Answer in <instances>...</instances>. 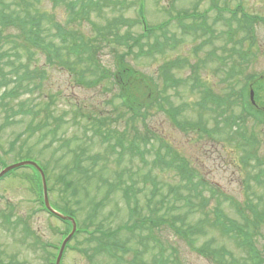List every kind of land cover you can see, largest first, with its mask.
I'll return each mask as SVG.
<instances>
[{"label":"rangeland","instance_id":"1","mask_svg":"<svg viewBox=\"0 0 264 264\" xmlns=\"http://www.w3.org/2000/svg\"><path fill=\"white\" fill-rule=\"evenodd\" d=\"M140 1L127 0V5L121 7L126 19L140 17L138 13ZM142 1L146 18L151 25L167 22L170 16L175 14L174 9L182 12V10L193 11L197 7L199 19L187 17L184 22L199 26L203 20L205 28L185 31L179 26L177 19L172 17L169 30L177 40L173 49H167L162 53H141L140 48L135 45L133 51L128 54L126 45L119 46L118 51L115 52L105 47L102 48V53L98 54L101 61L117 73L118 57L126 54L125 64L137 69L146 83L148 82L156 92L160 93L164 86V64L176 59L186 60L188 65L184 63L185 67L176 73L177 77H183V83L178 88H168V94L171 95L173 105L183 106L180 121L196 122L202 117L206 125L214 128L215 120L223 116L222 111L227 107L223 105L211 110L214 105L210 102L207 109L200 108L198 103L202 100L205 89L210 88L213 94L221 99L227 98V102L230 103L231 98L228 93L238 96L245 85L247 87L254 85H252L253 80L250 79L252 76L254 78L264 76V22H252L256 35L255 41L249 38L243 42L246 35L251 36V34L244 25L243 13L239 9V6H242L241 8L250 16L264 17V0H216L219 8H225L221 13L219 9L211 7L214 0ZM26 8L31 10L41 8L48 11L51 14V22L65 28H70L74 24L77 26L76 23H78L71 22L72 17L64 5L53 6L50 0H43L35 4L33 8ZM26 8L21 2L0 0V10L13 16L12 18H15V15H23V10ZM120 15L113 10H104L101 14L93 12L90 16L92 20L83 22L79 26L86 36L92 37L97 31L95 26L100 28L109 21L120 18ZM142 30L143 27L138 26L135 31L142 33ZM0 34V39H3L0 44L3 52L6 49L9 52L17 49L16 62H12L13 68L21 67V64L27 60L26 53L25 55L23 53L22 42L17 37L19 29L15 25L0 27ZM143 41L146 43L145 50H148V45L152 42L147 38ZM35 61L36 58L32 61V66H40L43 74L44 65H38ZM38 61H44V56L39 54ZM4 65L3 67L7 70V63ZM190 75L192 79L189 78ZM42 76L35 79L38 80L35 82L42 83V88L39 89L37 86L31 93H23L16 98L12 95L6 96L12 90L13 87L10 88L12 85L8 87L10 88L8 91L4 90V85L0 86V99L3 98L6 104L4 112L0 100L1 160L7 164L21 161L23 159L16 160V156L22 151L37 155L52 172L50 184L54 189L48 195L51 202L63 209L68 205L77 212L76 216L79 219H82L102 198L107 185L103 182L115 181L118 174L123 184H128L131 176L137 180L138 188L143 189L145 196L153 188L151 179L154 178L158 182L159 194L154 197L153 202L167 204L174 201L172 205L175 204L170 211L162 213L165 218L179 212H184L188 223H193L200 218L201 214L191 213L194 209L183 207L182 198L193 194L186 184L187 175L183 174L181 177L179 171L173 167L168 169L154 167L152 162L155 153L152 150L157 149L159 142L151 140L148 134H143V122L140 118L133 120L128 115L119 118L121 113L126 114V109L122 105L119 91L113 84V74L110 77L109 73L108 77L97 84H84L73 74L48 65L47 74ZM6 79L11 80L14 77L9 76ZM146 83L142 85V88ZM194 83L196 87L193 86ZM47 93L50 99L46 98ZM260 94L264 99V92ZM30 99L35 101V110L36 112L38 110L36 115L16 112L20 103L23 102L28 106ZM47 100L50 101L51 106L48 108V113H44L41 109ZM182 102H186L187 105ZM238 104L230 106L229 113L226 112V116L237 118L231 131L241 127V121H245V130L257 131L260 142L257 150H252L258 152L255 158L259 161V165L255 160H251L247 168L243 170L233 163L240 162L241 152L237 150L240 148H235L237 151L234 150L237 139L231 138L229 134L226 135V140L222 141L227 145L226 147L213 144L212 139H203L204 147L203 141L194 140V137L199 136L198 131L195 129L185 131L182 127L176 126L169 112L152 114L146 125V128H152L158 137L165 138L182 155L189 157L190 160L194 159V169L203 173V182L206 183L199 187V191L203 190L201 196L210 197L213 195V190L217 188L215 193L219 194H216L214 198L220 200V210L232 221H237L234 217L237 216L236 212L239 209L248 216L252 215L251 206L261 211V217L264 214V129L255 126L246 114H242L245 120L240 119L241 107ZM129 120L131 122H128ZM137 128L140 129L137 131L139 136L145 135L144 137L135 138ZM95 129L102 134L108 136L110 134V140L101 141L98 134L94 132ZM115 131L119 134L124 133L123 141L127 146L129 141L134 139L140 147V155L131 152L126 146L124 148L118 146L112 152L110 143L114 144L117 139L114 137ZM14 141L17 142L16 148L11 150ZM250 142L251 140L248 144ZM251 147L254 146L249 144L248 148ZM76 156L80 168L71 171L72 175L67 174L71 168H76ZM95 156L98 157L96 160H94ZM2 165L3 163H0V170ZM86 169L87 173L83 171ZM255 175L261 177V180L255 182L251 179ZM34 176L31 169L20 168L6 175L0 182V261L5 264L12 259L19 264H50L49 260L54 258V254L57 256L59 252L52 245L60 246L62 235L67 228L65 223L48 215L41 206L36 193L37 188L33 184ZM65 179H74L78 192L76 196L72 193L73 189L65 190ZM144 181H146V187L143 184ZM199 181V178L195 179V182ZM172 188L176 189L174 193L176 196L172 194L174 191ZM144 194L139 192L138 196L144 198L142 207L145 208ZM228 198H233L241 204L234 208L236 205H233ZM76 200H79L78 203ZM193 201L197 202L198 196H195ZM215 202L213 200L211 203L213 207L217 206ZM247 202L249 205H245ZM155 209H157L156 206ZM157 210L160 212V209ZM100 212V216L107 218L106 223L112 227L124 224L129 217L121 192H116L112 200L101 207ZM258 227H260L258 230L260 234L252 235V244L263 257L264 222ZM254 230L255 228H252V231ZM148 232L153 238L147 246L138 239V235L145 231L134 232L132 235L128 231L121 232L124 239H128L130 244L141 250L138 255V261L141 264H160L158 261L162 259L161 254L169 259L177 256L178 260L175 264H216L192 250L166 226L155 227ZM84 240L83 236L75 239L64 252L60 264H97V259L92 258L90 261L83 252L79 251L80 246L81 248L89 246V243ZM205 241L211 242L213 252L216 249L220 252V248L224 247L232 253L233 259L226 257L225 264H247L249 261L247 251L238 244L236 239L224 235L220 228L211 225L210 222L204 224L202 234L199 235V242ZM166 247L174 248V252L170 254L164 251ZM134 258L131 255V262ZM131 262L123 264H131ZM100 264L122 263L107 257Z\"/></svg>","mask_w":264,"mask_h":264},{"label":"trees","instance_id":"2","mask_svg":"<svg viewBox=\"0 0 264 264\" xmlns=\"http://www.w3.org/2000/svg\"><path fill=\"white\" fill-rule=\"evenodd\" d=\"M21 2L24 7L33 8L35 4L42 2V0H16ZM14 0V2L16 3ZM56 5H64L68 9L70 17H72L71 22L76 23L77 26L71 25L70 28H65L59 24H54L51 22V14L46 10H31L26 8L23 10V15H15V18H12L10 15L5 14L0 10V27L12 26L15 25L19 29V34L17 37L20 38L22 42L23 53L27 62H23L21 67L13 68L12 62L15 61V53L9 52L7 49L6 52H3L2 45H0V59L8 58L7 65L11 66L12 69L8 74H1L2 79L0 81V86L5 87V91L10 92L6 94L14 96L13 98L19 97L23 93H31L32 90H35V87L42 88V83L35 82L36 78L43 77L48 72V65L56 67L60 70H64L78 77L81 83L87 84H97L103 78L110 77L113 74V84L115 88L119 91V97L121 99L123 107L126 109L125 113H121L119 118L125 117L128 115L133 120L138 118L143 122V134H148L151 140H157L159 145L157 149L152 150L155 153V158L153 159L152 165L160 166L161 168H176L179 171V175L182 177L183 174L187 175L186 184L188 190L192 191L193 194H189L186 197H183V207L194 209L191 213L201 214L200 218L193 223L186 222L184 212H179L178 214L164 217L165 212L170 211L172 208L173 202L165 203H156L153 202L155 196L159 194L158 182L152 178L153 188L150 190V193H147L146 196L142 188H138L137 180L133 179L128 184H123L121 176L118 174L115 181L103 182L107 183L106 190L102 198L92 207V209L87 212L82 219L76 216L77 212L69 208L66 205L64 209H60L66 214H70L77 218L78 220V230L75 234L73 241L79 236L84 237V242H88L89 246L79 247V251L83 252L89 260L92 258L97 259V264H100L101 261H105L107 257L115 260L116 262L130 263L131 255H133L134 261L131 264H141L138 261L140 249L133 246L129 243L128 239H124L121 236L122 231H128L130 235L134 232L145 231L138 235L139 241L147 246L149 241L152 240L153 236L150 232L155 227L166 226L172 230L175 236L185 241L189 247L197 252L202 257H205L208 260L214 261L216 264H225V258L228 257L230 260L232 253L222 247L220 252L218 249L213 252V246L210 241L199 242V235L202 234L204 224H210L217 226L221 229V232L231 238L236 239L238 244L247 251L249 261L247 264H264V256L261 257L255 247L252 244L253 236L258 235V221L262 222L261 211L253 209L251 206V213L255 214L254 218H250L243 210H238L236 214L238 216L234 217L238 221H232L228 219L222 211L220 210L221 202L219 199L214 198L217 192V188L213 190V195L210 197H203L201 193L203 190L199 191L201 185H206L203 182L204 175L200 171L194 169L193 164L195 163L194 159H189V157L182 155L171 143L167 142L165 138L157 135V133L150 127L146 128L148 119L151 118L152 114L156 112H169L172 115V118L175 121L176 126L182 127L185 131L187 129H195L198 131L199 136L194 137L195 141H203V139H212L213 144H219L224 147L227 145L222 141L226 140V135L229 134L231 138L237 139L235 142V148H240L241 156L240 162L236 163L237 167H240L241 170L247 168L249 165L248 161L255 160L259 165V161L255 158L258 155L257 146L259 145L258 132L255 130L246 131L245 121H241V127L235 131H231L233 124L236 122V117L226 116V112L229 113L230 106L238 104L241 107V114L239 118L245 120V117L242 114H246V117L250 118L251 121L257 127H263L264 129V99L263 95L260 93L264 92V76H259L258 78H250L253 80V86L257 94V100L261 102V105L257 102V105H254L248 97V87L245 85V88L242 92L238 93V96L234 93H228L229 98H231L230 103L227 102V98H219L218 95H215L211 92L210 88L205 89L203 93V98L199 101L198 105L202 109H207L209 103L211 102L214 107H211V110L217 109L220 106L226 105V110H223V116H219L214 124V128H210L209 125H206L205 120L201 117L200 120L192 122L186 120V122L180 121L179 117L183 113V106L173 105L171 100V95L168 94V88H178L183 83L184 79L182 76L177 77V71H180L185 66L184 63L188 65L186 60L176 59L171 62H166L163 70L164 77V86L160 93L156 92L143 76H140V73L137 69L132 66H127L125 64L124 58L126 54H122L119 58L116 68L118 72L115 73L111 68H108L99 57V53H102V48L108 47L112 49L113 52L118 51L119 46L126 45L128 47V54L133 51V47L137 45L140 48L141 53H153L159 52L162 53L167 49H173L177 43V40L174 35L170 32L168 25L172 21V17L169 18L167 22H163L158 25H151L145 15V6L141 2L138 8V13L140 17L134 19H126L121 7L127 5V0H52ZM5 2V1H2ZM7 3V2H6ZM9 4V3H7ZM104 10H113L121 14L120 18L113 19L109 21L106 25L97 28L96 34L94 36H86V34L81 30L80 26L83 22L91 21V14L98 13L101 14ZM183 15L190 17L191 13L185 11ZM178 19L181 21V13L177 14ZM245 21L250 24L252 20H257L259 18L249 16H244ZM128 20V22H127ZM179 22V21H178ZM70 23V22H69ZM182 25V23H181ZM143 27L142 33H139L136 30V27ZM193 24H186L185 31H191ZM126 29V30H124ZM1 38V34H0ZM145 38L149 39L152 43L149 44L148 50H145L146 43L143 41ZM3 39H0V44ZM132 42V43H130ZM44 56V61H38V55ZM36 58V63L38 65L43 64L44 73L40 66L33 65L32 61ZM168 63V64H167ZM186 65V66H187ZM183 66V67H182ZM111 69V70H109ZM91 75V76H90ZM13 76L14 79L7 80L6 78ZM90 76V77H89ZM95 76V77H94ZM192 79L191 75L189 77ZM251 80V81H252ZM146 83L145 87L142 88V85ZM12 85L10 88H8ZM194 87L197 85L194 83ZM39 95V91H38ZM118 97V96H117ZM46 98L50 99L49 94H46ZM3 99V98H1ZM4 100V99H3ZM37 103V102H36ZM185 103L186 102H182ZM6 105V104H5ZM50 101H46L42 107L44 113H48V108H50ZM16 112H24L36 115L35 110V101L34 99L29 100V105L26 106L25 103H20ZM129 113L131 115H129ZM233 114L234 113H230ZM128 122H131L130 120ZM129 128V127H128ZM30 130V127L28 128ZM134 129V128H133ZM140 129H136L135 138L144 137L145 135L139 136ZM98 134L101 141H109L111 135H105L97 131H94ZM233 134V137H232ZM114 137H116L115 143H110L111 151L114 152L116 147L125 146L130 149L131 152L138 155L140 152V147L134 141H129V146L125 144L123 139L124 133L119 134L118 131L114 132ZM249 144L254 147L248 148ZM128 141V140H127ZM16 141L12 143L11 150L16 148ZM204 147V141L202 144ZM146 148V147H145ZM147 149V148H146ZM149 150V149H148ZM235 150V151H237ZM150 151V150H149ZM137 156V155H136ZM98 157L95 156L94 160ZM143 158V157H142ZM16 159H34L39 161L40 165L45 170L47 178L51 182L52 172L49 171L48 165H44L40 158L35 154H29L24 151L17 154ZM78 162V157L75 158V163ZM80 164L75 165L76 168H71L67 172L69 174L71 171H75ZM148 165V164H146ZM153 167V166H152ZM31 169L34 171L35 177V186L38 190L41 191V176L39 172L31 166ZM88 172V170H83ZM91 174V173H89ZM88 174V175H89ZM70 175H72L70 173ZM148 176V174H146ZM203 176V177H202ZM199 178L200 181L197 183L195 179ZM145 179V178H144ZM147 179V178H146ZM251 179H254L251 177ZM147 181V180H146ZM146 181L144 185L146 187ZM102 182V181H101ZM65 190L73 189L72 193L74 196L78 194L77 187L75 186L74 179H65L64 180ZM244 187V186H243ZM204 188H206L204 186ZM53 186L50 185V190L53 191ZM139 189V190H138ZM174 191L172 194L176 193V189L172 188ZM220 189V188H219ZM212 191V190H211ZM116 192H121L126 206L127 212H129L128 221L122 225L112 227L107 224V218L101 217V207H103L106 202L112 200ZM144 194L145 205L142 207L143 199L138 196V193ZM40 198H41V194ZM175 195V194H174ZM176 196V195H175ZM198 196V201L194 202L193 198ZM233 205H236L234 208L238 207L241 204L238 201H235L233 198H228ZM215 200L217 206H212V201ZM79 200H76L78 203ZM58 205V204H57ZM245 205H249L247 202ZM59 206V205H58ZM155 206L157 209H155ZM146 209V211H144ZM157 210V212H154ZM252 213V214H253ZM257 219V220H256ZM68 223L71 226L70 222ZM70 227H68L69 229ZM252 228H255L252 231ZM157 244V241L155 240ZM165 251H168L170 254L174 252V248L166 247ZM162 259H159L160 264H175L178 260L177 256L169 259L163 254ZM264 255V254H263ZM91 261V260H90ZM93 262V261H92ZM96 263V262H93ZM0 264H5L1 262ZM8 264H19L16 260L12 259ZM24 264V263H23ZM26 264V263H25Z\"/></svg>","mask_w":264,"mask_h":264},{"label":"water","instance_id":"3","mask_svg":"<svg viewBox=\"0 0 264 264\" xmlns=\"http://www.w3.org/2000/svg\"><path fill=\"white\" fill-rule=\"evenodd\" d=\"M27 164L34 165L35 167H37V168L40 170V172H41V174H42L43 183H44V188H45V197H46L45 200H46V205H47V207H48L50 210H52L55 214H57L58 216H60V217H62V218H64V219L67 218V217L63 216L62 214H60V213L54 211V210L51 208V206H50V204H49V201H48V198H47V195H46V178H45V175H44L42 169L39 167V165H38L37 163H35V162H33V161H23V162H19V163L13 164V165L7 167L5 170H3V171L0 173V177H1L2 175H4L7 171H9V170H11V169H13V168H16V167H19V166H23V165H27ZM71 220L73 221V224H74V228H73V232H74V230H75V228H76V224H75L74 219L71 218ZM73 232H72V233L68 236V238L65 240V242H64V244H63V246H62V249H61L60 255H59V257H58L57 264L60 263V259H61L62 251H63V249H64V247H65V244H66L67 240L72 236Z\"/></svg>","mask_w":264,"mask_h":264}]
</instances>
